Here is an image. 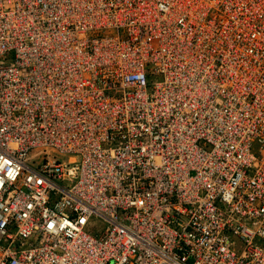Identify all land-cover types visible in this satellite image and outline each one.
Segmentation results:
<instances>
[{
  "label": "built area",
  "instance_id": "built-area-1",
  "mask_svg": "<svg viewBox=\"0 0 264 264\" xmlns=\"http://www.w3.org/2000/svg\"><path fill=\"white\" fill-rule=\"evenodd\" d=\"M0 264H264V0H0Z\"/></svg>",
  "mask_w": 264,
  "mask_h": 264
},
{
  "label": "rangeland",
  "instance_id": "rangeland-1",
  "mask_svg": "<svg viewBox=\"0 0 264 264\" xmlns=\"http://www.w3.org/2000/svg\"><path fill=\"white\" fill-rule=\"evenodd\" d=\"M96 229L98 228V229H102L103 228V226H102V224H100L99 222H97V224H96Z\"/></svg>",
  "mask_w": 264,
  "mask_h": 264
}]
</instances>
